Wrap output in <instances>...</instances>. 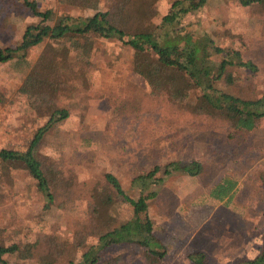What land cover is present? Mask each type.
<instances>
[{
	"label": "rangeland",
	"instance_id": "374dc122",
	"mask_svg": "<svg viewBox=\"0 0 264 264\" xmlns=\"http://www.w3.org/2000/svg\"><path fill=\"white\" fill-rule=\"evenodd\" d=\"M37 1L41 9L53 8L58 13L93 12L61 0ZM173 1L158 0L157 22ZM109 4L103 0L100 9ZM39 21L23 0H0V47L16 46L27 26ZM186 21L198 23L199 32L241 50L259 65L256 74L233 67L241 80L229 86L231 92H264V9L257 4L244 6L240 0H209ZM71 54L64 51L61 42L49 39L25 56L0 63V149L25 150L37 128L47 121L32 109L30 98L21 91L29 72L25 62L44 57L66 66ZM133 57L134 49L122 41L96 35L93 77L77 89L87 94H75L77 103L71 107L70 118L59 133H49L43 143L42 152L58 160L74 180L64 206L57 202L46 208L44 196L26 170L0 168L2 240L8 245L40 243L32 258L8 255L12 264L79 263L85 250L97 241L91 236L83 247L74 245L75 234L83 229L88 214V188L102 180L105 172L119 176L132 196H147L155 232L168 252L156 264H190L188 255L195 250L206 251L214 264H234L261 252L264 123L255 131L230 138L223 122L198 119L171 103L167 95H152L146 80L133 70ZM188 155L204 161L207 172L199 176L178 172L164 183H150L148 188L141 182L133 184L134 174L143 166ZM226 175L237 180L229 203L210 195ZM111 212L121 220L132 214L129 204L123 202L115 203ZM56 242L65 244L58 255L52 253ZM143 254V248L135 244H116L97 264H107L115 256H121L116 264H150Z\"/></svg>",
	"mask_w": 264,
	"mask_h": 264
},
{
	"label": "trees",
	"instance_id": "16d2710c",
	"mask_svg": "<svg viewBox=\"0 0 264 264\" xmlns=\"http://www.w3.org/2000/svg\"><path fill=\"white\" fill-rule=\"evenodd\" d=\"M23 1L40 21L27 26L16 46L0 47V63L16 55L25 56L49 39L61 42L64 51L73 53L66 66L44 57L25 62L29 72L21 91L30 98L32 109L39 116H46L47 121L37 128L25 150L0 149V168L26 170L44 196L46 208L58 203L64 206L74 180L67 176L58 160L42 152L43 143L49 133H59L70 118L71 107L77 103L75 94H87L77 89L93 77L96 35L118 39L124 46L134 49L133 70L146 80L152 95H167L171 103L198 119L223 122L230 138L255 131L264 123V92L237 94L228 89L241 80L233 67L256 74L259 65L241 50L223 46L209 33L199 32L198 23L186 21L209 0H174L158 22L155 19L159 13L158 0H109L106 9H100L103 0H61L80 9L93 10L88 14L58 13L53 8L41 9L37 0ZM240 1L244 6L257 4L264 9V0ZM190 155L143 166L134 174L132 182H141L143 188H148L150 183H164L178 172L191 176L207 172L208 165ZM260 177L264 185V170ZM236 188L237 180L226 175L212 188L210 195L218 200L227 199L229 203ZM88 191V214L83 229L75 234L74 245L83 247L91 236L97 241L85 250L79 263L72 260L70 264H97L105 251L116 244H135L143 248L144 259L150 264L166 257L168 252L155 232L147 196H132L120 177L112 172H105L103 179ZM117 202L129 204L132 212L129 218L121 220L112 214L111 208ZM2 238L0 228V264H12L8 255H17L22 260L32 258L40 244L8 245ZM56 243L52 250L54 255L60 254L65 245ZM120 258L115 256L106 263L116 264ZM188 259L190 264H214L204 250L190 252ZM234 264H264V245L256 257L240 259Z\"/></svg>",
	"mask_w": 264,
	"mask_h": 264
}]
</instances>
